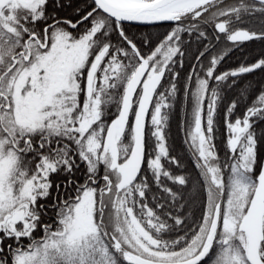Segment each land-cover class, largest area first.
Listing matches in <instances>:
<instances>
[{
  "label": "snow or ice",
  "instance_id": "6c2138e0",
  "mask_svg": "<svg viewBox=\"0 0 264 264\" xmlns=\"http://www.w3.org/2000/svg\"><path fill=\"white\" fill-rule=\"evenodd\" d=\"M255 41L264 0H0V264H264Z\"/></svg>",
  "mask_w": 264,
  "mask_h": 264
},
{
  "label": "trees",
  "instance_id": "16d2710c",
  "mask_svg": "<svg viewBox=\"0 0 264 264\" xmlns=\"http://www.w3.org/2000/svg\"><path fill=\"white\" fill-rule=\"evenodd\" d=\"M262 50H264V42H261V41L248 42L246 44V46L243 48V51L236 50L234 55L230 54L229 57H227L225 59V61L223 62L222 67L224 70L237 67L238 64L241 62V59L246 58V59L250 60L253 56L258 55ZM192 63H193V61L191 60V58H189L185 62V67L183 69H179L181 72V77H180L181 84L184 83V78L187 75V70H188L190 64H192ZM249 83L252 85L253 89H258L261 84H264V72L257 70L254 73L247 74L246 77L243 78L242 86L248 85ZM230 95H232L233 98H235V93H230ZM252 98L253 97H250L248 100H245L243 103L244 104L251 103ZM242 106H243V104H242ZM183 107L184 106L181 105V109ZM182 115H183L182 111H180V112L174 111L172 120L170 121L171 136H172V140L174 142V147L176 148L178 153H183V147H184L182 144L183 133L179 129L180 118ZM185 163H187V161H185ZM191 211L194 213V216L189 218L188 222L190 224L192 223L193 220H195L200 215L199 203H197L191 209ZM186 215H187V213H186ZM177 234H179V233H177ZM177 234H174V235H177Z\"/></svg>",
  "mask_w": 264,
  "mask_h": 264
},
{
  "label": "flooded vegetation",
  "instance_id": "af4514ba",
  "mask_svg": "<svg viewBox=\"0 0 264 264\" xmlns=\"http://www.w3.org/2000/svg\"><path fill=\"white\" fill-rule=\"evenodd\" d=\"M169 25L164 24L160 27H155V26H142V25H130L129 30L131 33L135 34L136 36L140 37L143 34L151 33L153 36L163 33L166 30H168ZM147 51V49H145Z\"/></svg>",
  "mask_w": 264,
  "mask_h": 264
}]
</instances>
